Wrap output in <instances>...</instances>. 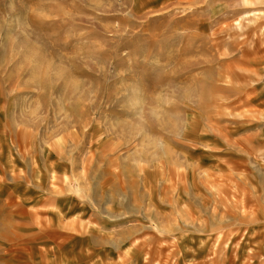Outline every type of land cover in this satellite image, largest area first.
<instances>
[{
	"label": "rangeland",
	"instance_id": "rangeland-1",
	"mask_svg": "<svg viewBox=\"0 0 264 264\" xmlns=\"http://www.w3.org/2000/svg\"><path fill=\"white\" fill-rule=\"evenodd\" d=\"M0 264H264V0H0Z\"/></svg>",
	"mask_w": 264,
	"mask_h": 264
},
{
	"label": "crops",
	"instance_id": "crops-1",
	"mask_svg": "<svg viewBox=\"0 0 264 264\" xmlns=\"http://www.w3.org/2000/svg\"><path fill=\"white\" fill-rule=\"evenodd\" d=\"M58 260L57 257H55V261Z\"/></svg>",
	"mask_w": 264,
	"mask_h": 264
}]
</instances>
